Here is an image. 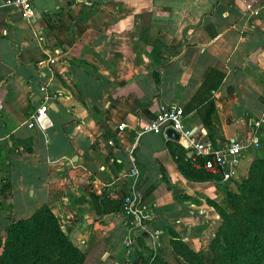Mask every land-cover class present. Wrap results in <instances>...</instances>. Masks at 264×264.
Instances as JSON below:
<instances>
[{
    "label": "crops",
    "instance_id": "obj_1",
    "mask_svg": "<svg viewBox=\"0 0 264 264\" xmlns=\"http://www.w3.org/2000/svg\"><path fill=\"white\" fill-rule=\"evenodd\" d=\"M31 1L23 18L0 0V237L8 222L44 203L93 258L88 264H142L147 249L165 264H188L173 234L204 257L218 217L209 200L225 208L219 182L234 189L253 157L264 160V123L257 144L218 182L184 176L174 154L188 148L160 132L135 137V128L173 102L187 126L203 127L204 136L195 135L207 137L196 108L185 106L218 66L213 144L247 133L264 105V2L254 0L252 12L235 0ZM41 84L54 93L43 131L24 122ZM25 136L31 151H14V138ZM130 191L150 208L149 224L133 232L119 204Z\"/></svg>",
    "mask_w": 264,
    "mask_h": 264
},
{
    "label": "trees",
    "instance_id": "obj_2",
    "mask_svg": "<svg viewBox=\"0 0 264 264\" xmlns=\"http://www.w3.org/2000/svg\"><path fill=\"white\" fill-rule=\"evenodd\" d=\"M223 75L224 71L221 68L213 66L199 84L198 91L194 92L185 106L186 111L191 107L196 108L200 121L206 128V136L212 143L211 133L209 132L210 115L214 110L212 91L218 86ZM202 90L204 92L198 99V104H193L192 100H195ZM176 148V152H178L174 154L176 166L184 176L196 180L217 181L219 179L218 174L193 166L190 158L184 154V149L181 146H176ZM12 149L20 153L30 152V136L15 137ZM171 152L174 153L172 149ZM257 162L264 164V160L261 157H255L250 161L246 174L242 176V184L236 186L237 192H234L230 187H223L224 195L231 202L235 201V199L245 200L249 197V194L257 195L260 200L264 198V182L261 186H255L250 183V165ZM209 203L219 213H227L217 202L209 200ZM253 207L256 210L251 211L261 216L258 221V227L261 228V232L257 237L254 235L251 242L243 246L241 250L242 256H239L237 261L238 264H264V206L259 208L256 203ZM235 209L237 207H234ZM4 231V237H0V264H47L52 256L44 251L43 240H40L41 236L47 238L51 251L57 254L56 261L52 264H84L85 253L69 240L67 235L61 230L50 208L44 203L40 204L28 215L8 222L4 226ZM170 243L176 253L186 260L188 264H207L199 252L189 248L183 241L176 238V235L173 234L172 238H170ZM209 244H212L211 238L208 246ZM155 257L159 260L158 264H165L160 255H155ZM211 264H216L214 257L211 258Z\"/></svg>",
    "mask_w": 264,
    "mask_h": 264
},
{
    "label": "built area",
    "instance_id": "obj_3",
    "mask_svg": "<svg viewBox=\"0 0 264 264\" xmlns=\"http://www.w3.org/2000/svg\"><path fill=\"white\" fill-rule=\"evenodd\" d=\"M261 1L264 2V0ZM2 4L16 9L23 18H27L32 13L31 0H2ZM244 5L245 8L252 12L257 11L259 6L254 0L245 2ZM39 89L41 90L40 99L33 110L25 117L24 122L28 127L43 131L51 125L48 110L54 93L47 89L46 84H41ZM185 116L186 113L181 105L173 102L161 104L152 117L135 128V137L144 131L164 134V130L170 127L178 134L176 138L177 142L189 149L186 156L190 158L193 166L200 167L210 173L218 174L221 179L225 180L232 175L238 155L248 147H253L257 144L255 133L258 126L264 123V105L259 116L252 119V127L247 133L240 134L217 145H214L207 137L199 139L195 135V132L198 131V133L204 136L205 131L203 127L196 128V130L190 128V126L184 123ZM119 125L121 126L122 123ZM136 172L135 167L130 168L132 175H135ZM120 209L128 217L129 232L145 229L149 224L150 208L140 198L138 193L130 191L123 194L120 199ZM132 244V236L126 237L124 240L126 253H129L132 249Z\"/></svg>",
    "mask_w": 264,
    "mask_h": 264
},
{
    "label": "rangeland",
    "instance_id": "obj_4",
    "mask_svg": "<svg viewBox=\"0 0 264 264\" xmlns=\"http://www.w3.org/2000/svg\"><path fill=\"white\" fill-rule=\"evenodd\" d=\"M255 157L260 158L257 156ZM250 168V183L255 186H261L264 182V164L257 162L255 164H251ZM233 181L234 183H232L231 186L234 188L233 191L237 192L236 186L242 184L243 177L238 175ZM225 182H219L218 185L222 191L223 198H226L227 201L224 208L227 213L222 214L216 210L218 217L216 218L213 230L210 235L212 244H209L204 252V259L206 260L207 264H211L212 257H214L216 264H238L237 261L239 256H242L241 250L243 246L251 242V239L254 235L257 237L261 232V228L258 227V221L261 219V216L254 214L251 210H256V208L253 207L256 203L259 208L264 206V198L260 200V197L257 195L249 194V197L245 200L235 199V201L231 202V200L227 198L223 192V187H229V185H227ZM234 207H237V209L234 210ZM40 240H43L44 251L52 256L47 264L54 263L56 261L57 254L51 251L46 237L41 236ZM155 255L159 254L153 250H145V258L143 259L142 264H158L159 260L158 258L156 259ZM92 259L93 258L91 257L85 256L84 264L90 263Z\"/></svg>",
    "mask_w": 264,
    "mask_h": 264
},
{
    "label": "water",
    "instance_id": "obj_5",
    "mask_svg": "<svg viewBox=\"0 0 264 264\" xmlns=\"http://www.w3.org/2000/svg\"><path fill=\"white\" fill-rule=\"evenodd\" d=\"M235 2L237 4H239V6L241 8H244L245 9V5H244V2L242 0H235ZM164 134L170 138H173V139H176L178 134L175 130H173L172 128L170 127H167L165 130H164Z\"/></svg>",
    "mask_w": 264,
    "mask_h": 264
}]
</instances>
